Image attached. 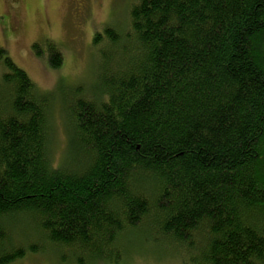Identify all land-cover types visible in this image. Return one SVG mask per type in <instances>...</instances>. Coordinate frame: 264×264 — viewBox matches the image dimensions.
<instances>
[{
    "label": "trees",
    "instance_id": "trees-1",
    "mask_svg": "<svg viewBox=\"0 0 264 264\" xmlns=\"http://www.w3.org/2000/svg\"><path fill=\"white\" fill-rule=\"evenodd\" d=\"M126 20L94 32L96 81L64 103L0 47V264H122L145 234L264 264V0H137Z\"/></svg>",
    "mask_w": 264,
    "mask_h": 264
},
{
    "label": "rangeland",
    "instance_id": "rangeland-1",
    "mask_svg": "<svg viewBox=\"0 0 264 264\" xmlns=\"http://www.w3.org/2000/svg\"><path fill=\"white\" fill-rule=\"evenodd\" d=\"M136 2L0 0V47L7 50L8 55L30 75L39 89L55 91L56 100L60 99L64 103L66 95H72L77 87L89 90L96 81L98 59L91 49L94 32L108 24L120 29L124 27L126 16ZM51 43H56L64 55L59 69L52 68L49 62ZM34 44L39 46L35 47ZM86 96L89 97V94ZM61 102L54 109L56 163L63 161L64 154L68 159L71 152L67 143L68 115ZM148 236L145 234L142 239L134 236L127 242L122 239L124 247H129L122 264H193V255L188 254V251L173 249L170 243L157 244ZM15 264L71 263L63 261L60 256L55 258L45 254L28 256Z\"/></svg>",
    "mask_w": 264,
    "mask_h": 264
}]
</instances>
